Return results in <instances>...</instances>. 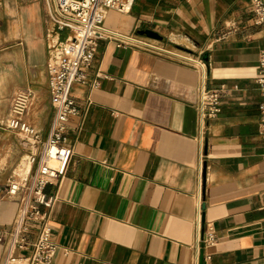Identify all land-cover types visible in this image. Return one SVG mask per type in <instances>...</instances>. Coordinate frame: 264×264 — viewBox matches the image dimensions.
<instances>
[{"label": "crops", "instance_id": "1", "mask_svg": "<svg viewBox=\"0 0 264 264\" xmlns=\"http://www.w3.org/2000/svg\"><path fill=\"white\" fill-rule=\"evenodd\" d=\"M250 2L134 0L130 14L108 12L109 29L152 30L165 46L201 56L221 111L201 134L196 70L100 42L86 82L72 88L80 114L69 123L64 178L46 189L57 197L51 264H199V193L204 231L214 236L201 245L204 264H264V142L254 81L264 30L254 25ZM66 35L47 21L44 0H0V122L7 101L30 91L26 120L42 142L54 117L47 64ZM12 136L0 129V228L19 215V203L4 196L7 180L29 167L28 148Z\"/></svg>", "mask_w": 264, "mask_h": 264}, {"label": "built area", "instance_id": "2", "mask_svg": "<svg viewBox=\"0 0 264 264\" xmlns=\"http://www.w3.org/2000/svg\"><path fill=\"white\" fill-rule=\"evenodd\" d=\"M44 1L47 21L55 31L67 34L59 46L56 58L47 64L48 91L54 117L48 138L42 142L40 132L26 120L32 93L24 91L13 97L8 116L0 122V129L17 136L22 141V146L30 152L27 160L30 167L28 174L23 177L13 173L7 180L4 196L19 203V215L14 225L0 228V245L4 248L0 264L52 263L57 245L52 241L50 215L57 197L47 194L46 189L49 186H59L64 178L63 166L71 155V147L67 142L69 123L80 114V109L72 97V88L86 82L100 42H113L117 48L141 50L196 70L199 75L197 92L201 134L207 122L215 119L221 111L219 92L209 87L208 68L201 56L167 47L157 40L105 26L108 12L130 14L134 0ZM250 7L254 25L264 30V0H251ZM254 81L261 95L258 105V135L264 142V48L259 52L258 71ZM93 86L98 87L99 83L94 82ZM199 171L201 185L202 154ZM262 200L264 202V193ZM202 213L199 193L195 222L197 260L201 245L214 240L207 226L204 231ZM30 230L36 231L33 241L29 239ZM15 251L27 252V255L15 256Z\"/></svg>", "mask_w": 264, "mask_h": 264}, {"label": "water", "instance_id": "3", "mask_svg": "<svg viewBox=\"0 0 264 264\" xmlns=\"http://www.w3.org/2000/svg\"><path fill=\"white\" fill-rule=\"evenodd\" d=\"M138 34L140 36H143V37H147V38H150V39H153V40H157V41H164V38L162 36H160L158 33L152 31V30H140L138 32ZM203 180H204V177H205V173L203 171ZM203 249L200 250V257H199V264H204V254H203Z\"/></svg>", "mask_w": 264, "mask_h": 264}, {"label": "rangeland", "instance_id": "4", "mask_svg": "<svg viewBox=\"0 0 264 264\" xmlns=\"http://www.w3.org/2000/svg\"><path fill=\"white\" fill-rule=\"evenodd\" d=\"M11 99H10V101H7V106H5L4 107V109H3V114L4 115H6L7 113L9 114V109H10V105H11ZM11 141L12 142H14V143H22V141L17 137V136H15V135H13L12 137H11ZM22 145V144H21ZM5 159H4V161H3V164H5V167L6 166H8V160L6 159V155L5 156H3ZM19 162H21L20 160H19ZM15 168H16V166H15ZM22 168V165H20V167L19 168H17V170L19 171L20 169ZM7 172H9V170H6Z\"/></svg>", "mask_w": 264, "mask_h": 264}, {"label": "bare ground", "instance_id": "5", "mask_svg": "<svg viewBox=\"0 0 264 264\" xmlns=\"http://www.w3.org/2000/svg\"><path fill=\"white\" fill-rule=\"evenodd\" d=\"M24 168H21L19 171V174L22 175V174H26L28 172V169L29 167L26 165L25 167V163L23 164Z\"/></svg>", "mask_w": 264, "mask_h": 264}]
</instances>
